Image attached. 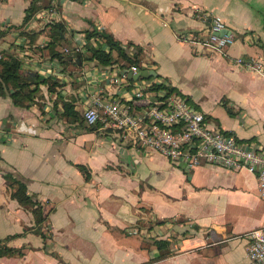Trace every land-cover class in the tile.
Returning a JSON list of instances; mask_svg holds the SVG:
<instances>
[{
	"label": "crops",
	"instance_id": "crops-1",
	"mask_svg": "<svg viewBox=\"0 0 264 264\" xmlns=\"http://www.w3.org/2000/svg\"><path fill=\"white\" fill-rule=\"evenodd\" d=\"M215 17L234 39L224 55L183 41L208 37ZM58 24L61 59L49 48ZM91 31L138 63L90 60V49L109 52ZM9 56L45 83L26 108L0 97V248L14 252L0 264H250L246 235L264 228L254 175L209 164L186 174L82 114L100 98L138 115L173 90L210 129L264 155V79L235 65L264 59V0H0V58ZM132 66L146 78L109 84ZM9 179L42 205L40 229Z\"/></svg>",
	"mask_w": 264,
	"mask_h": 264
},
{
	"label": "built area",
	"instance_id": "built-area-1",
	"mask_svg": "<svg viewBox=\"0 0 264 264\" xmlns=\"http://www.w3.org/2000/svg\"><path fill=\"white\" fill-rule=\"evenodd\" d=\"M225 26L219 17L212 21L208 37L195 39L186 36L183 41L224 55L233 45L231 35L222 33ZM235 65L256 73L264 79V59H237ZM136 75L139 69L129 71ZM127 73V72H126ZM127 80L126 74L111 76L109 84ZM137 98L144 97L140 90ZM141 114H134L127 105L118 101L95 98L83 111V119L89 126L101 125L103 130L120 132L131 136L141 148L165 157L173 166L190 174L202 164L219 166L229 170L245 169L256 177L258 189L264 194V155L244 144L230 134L210 129L205 116L191 107L179 94H164L156 102H145ZM247 257L250 264H264V228L255 229L246 235Z\"/></svg>",
	"mask_w": 264,
	"mask_h": 264
},
{
	"label": "trees",
	"instance_id": "trees-1",
	"mask_svg": "<svg viewBox=\"0 0 264 264\" xmlns=\"http://www.w3.org/2000/svg\"><path fill=\"white\" fill-rule=\"evenodd\" d=\"M33 11H27L26 20L28 21L32 16ZM64 33V28L61 25H54L52 28V43L49 46L50 56L61 59V53L55 50L57 43L60 41ZM85 37L87 40L95 39L97 42H103L108 48L109 52H105L101 47L90 49V60H95L103 66H111L118 62L120 59L126 60L129 64L135 65L138 63L137 57L133 59L128 58L120 45L115 42L111 36L98 33L95 31L86 32ZM116 53V57H113ZM20 62L17 58L9 56L0 58V97L8 96L15 106L26 108L29 104L33 103L37 86L45 83V80H39L36 76H23L20 74ZM121 68H123L121 66ZM170 94L173 90H169ZM64 115L67 117H75L73 107L71 104H64ZM10 196L15 200L18 205L26 210H29L35 220V225L41 227L45 217L43 216L42 205L27 194L26 187L21 182L9 179ZM36 227V229H37ZM159 249L162 248L161 242H156ZM13 251L0 248V257L7 254H12Z\"/></svg>",
	"mask_w": 264,
	"mask_h": 264
},
{
	"label": "water",
	"instance_id": "water-1",
	"mask_svg": "<svg viewBox=\"0 0 264 264\" xmlns=\"http://www.w3.org/2000/svg\"><path fill=\"white\" fill-rule=\"evenodd\" d=\"M222 33H225V31ZM122 74H126L127 79L132 81H138L140 78H146L145 73H137L136 75H133L131 73L122 72Z\"/></svg>",
	"mask_w": 264,
	"mask_h": 264
}]
</instances>
